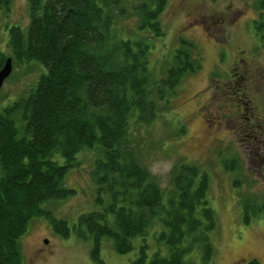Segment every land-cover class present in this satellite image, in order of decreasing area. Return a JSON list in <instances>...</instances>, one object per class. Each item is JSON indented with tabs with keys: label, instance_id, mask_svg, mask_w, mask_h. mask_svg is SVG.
Returning a JSON list of instances; mask_svg holds the SVG:
<instances>
[{
	"label": "trees",
	"instance_id": "obj_1",
	"mask_svg": "<svg viewBox=\"0 0 264 264\" xmlns=\"http://www.w3.org/2000/svg\"><path fill=\"white\" fill-rule=\"evenodd\" d=\"M135 1L137 28L153 39L162 37L159 15L166 0ZM9 2L0 0V10H9ZM27 4V30H9V59L38 63L45 72L26 96L0 110V264H21L19 241L35 218H44L62 237L72 232L91 239V257L98 264L106 238L120 255L137 251L131 264H212L215 214L208 175L182 164L171 174L170 189L162 190L138 161L130 136L131 122L149 123L157 99L170 98L184 74L198 68L189 57L191 44L181 41L186 50H177L172 66L157 79L149 69L150 41L136 43L112 33L116 17L126 10L121 0ZM257 5L264 10V0ZM254 26L264 41V23ZM6 59L0 53V70ZM234 71L232 89L247 77L243 68ZM239 96L246 114L252 101L244 92ZM250 116L242 129L264 144L261 119ZM83 148L97 152L92 171L97 209L79 215L70 229L44 206L74 194L64 178ZM155 224L162 229L153 234L156 249L149 257L146 239Z\"/></svg>",
	"mask_w": 264,
	"mask_h": 264
},
{
	"label": "rangeland",
	"instance_id": "obj_2",
	"mask_svg": "<svg viewBox=\"0 0 264 264\" xmlns=\"http://www.w3.org/2000/svg\"><path fill=\"white\" fill-rule=\"evenodd\" d=\"M135 2L121 0L126 10L111 30L119 39L150 41L147 57L155 78L165 76L177 50H186L181 41L191 44L189 57L198 64L196 71L184 74L170 98L154 99L156 116L149 123L131 122L135 155L162 190L170 189L171 174L182 164L208 175L215 214L212 264H264V146L260 148L264 144L242 129L250 115L261 119L258 123L264 129V41L254 28L257 22L264 23V10L257 0H166L159 15L163 36L153 39L151 32L137 28ZM28 24L27 0H10L9 10H0V53L7 59L9 30L26 31ZM10 67L0 86V110L26 96L45 72L35 62L12 59ZM235 67L245 69L247 76L236 90L231 87ZM243 92L253 104L246 114L236 100ZM96 157V148L81 149L64 178L74 194L44 206L70 229L79 215L97 209L92 180ZM161 229L155 224L149 232V257L156 249L153 234ZM19 244L21 264H98L91 257V239H79L72 232L62 237L44 218L31 220ZM136 253L120 255L106 238L98 255L103 264H131Z\"/></svg>",
	"mask_w": 264,
	"mask_h": 264
},
{
	"label": "water",
	"instance_id": "obj_3",
	"mask_svg": "<svg viewBox=\"0 0 264 264\" xmlns=\"http://www.w3.org/2000/svg\"><path fill=\"white\" fill-rule=\"evenodd\" d=\"M10 59H6L5 60V63L3 65V68L0 70V86L4 80V78L9 74L10 72Z\"/></svg>",
	"mask_w": 264,
	"mask_h": 264
}]
</instances>
